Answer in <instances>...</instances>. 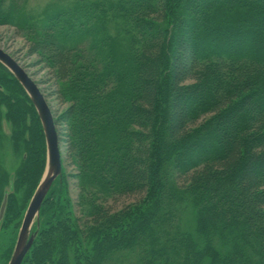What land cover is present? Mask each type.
Instances as JSON below:
<instances>
[{
	"label": "trees",
	"instance_id": "obj_1",
	"mask_svg": "<svg viewBox=\"0 0 264 264\" xmlns=\"http://www.w3.org/2000/svg\"><path fill=\"white\" fill-rule=\"evenodd\" d=\"M65 1L28 19L0 0V26L66 105L55 123L79 190L75 206L62 167L23 264H264V0ZM3 120L27 156L14 178L0 165V227L18 229L46 141L0 64Z\"/></svg>",
	"mask_w": 264,
	"mask_h": 264
},
{
	"label": "rangeland",
	"instance_id": "obj_2",
	"mask_svg": "<svg viewBox=\"0 0 264 264\" xmlns=\"http://www.w3.org/2000/svg\"><path fill=\"white\" fill-rule=\"evenodd\" d=\"M3 1H4L5 9H11L12 7L18 6L22 11L21 14H25V17H27L28 19L31 18L37 19L49 7L60 8L58 6L65 5L66 3L65 0H3ZM0 49H2L7 54H9L31 76V78L38 85L43 96L45 97L54 118L59 117L62 111L66 109V105L63 104L58 94V90L55 87L54 80H52V77L49 75V72L47 70L44 71L42 70V68L34 66L36 64V59L29 58L27 56L28 52H27L26 42L21 37V35L18 34L16 28L12 26H0ZM11 88H14L13 89L14 93H19V94L21 93V91L17 88V86L13 85L11 86ZM5 89L8 90L6 87ZM5 93H7V91H5ZM25 95L29 99L26 93ZM56 128L57 131L59 132L60 127L56 126ZM12 132H13L12 124L6 120H3L0 129V165L9 176H12L14 178V175L22 167L27 156L23 148H19V149L15 148L14 143L12 141ZM59 144L61 151L62 167L64 168L66 175L68 177V183H67L68 190L66 189L67 193L65 197H67V199L70 202H72L73 205L76 206L79 196V190L77 188V184L74 179V175L77 174L76 168L74 167L72 161L69 159V156L67 155L65 145L62 143ZM46 164H47V151H46V160H45L44 168L40 173L41 176L39 175L40 178H39L38 186L44 177ZM61 178H62V174L56 181L61 180ZM18 188L19 189H17L16 191L10 192V194L14 196L13 198L16 200L18 207L21 208L23 206V202L27 200L28 194L26 192L25 186L21 185ZM6 190L9 189L6 187ZM34 194L28 197V200L26 202L27 206L25 210L22 211V217L20 219L22 220V222ZM136 200H138V198L135 197L115 198L113 200L112 199L110 200V202L108 203V207L111 208L112 213H116L118 211L123 210L124 207L133 204ZM74 212L76 213L77 217L80 216L77 207L76 209L74 208ZM16 223L18 224L19 221L14 222L12 225L10 224V226L6 229L0 227V264L7 263V254H8L7 251L12 245H14L15 248L18 234L22 225L21 223L20 228L15 229ZM37 224L38 223L34 224L33 230L35 228L37 229ZM39 225H40V217H39ZM187 228L189 229L188 231L192 233V235H195V231L193 230L191 223L187 222ZM89 248L91 250L90 246ZM72 264H86V263L72 262Z\"/></svg>",
	"mask_w": 264,
	"mask_h": 264
},
{
	"label": "water",
	"instance_id": "obj_3",
	"mask_svg": "<svg viewBox=\"0 0 264 264\" xmlns=\"http://www.w3.org/2000/svg\"><path fill=\"white\" fill-rule=\"evenodd\" d=\"M0 64L17 80L32 102L40 119L46 141L47 164L45 174L25 213L13 254L8 263L23 264L39 233V217L44 201L55 181L62 174L60 142L54 116L38 85L31 76L2 49H0ZM6 205L7 197H5L0 209V220L4 217ZM35 223H38L37 229L35 232H32Z\"/></svg>",
	"mask_w": 264,
	"mask_h": 264
}]
</instances>
